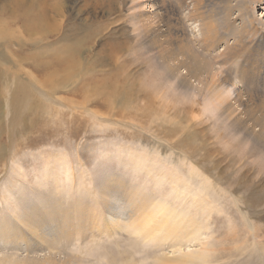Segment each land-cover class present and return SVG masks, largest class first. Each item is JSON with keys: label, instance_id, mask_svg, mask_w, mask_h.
Listing matches in <instances>:
<instances>
[{"label": "rangeland", "instance_id": "374dc122", "mask_svg": "<svg viewBox=\"0 0 264 264\" xmlns=\"http://www.w3.org/2000/svg\"><path fill=\"white\" fill-rule=\"evenodd\" d=\"M2 1L6 8L0 17L13 9L8 0H0V6ZM49 1L64 10L65 22L57 35L45 38L53 49L43 59L64 54L71 62L66 70L74 74L85 67L91 74L62 87L46 78L45 68L22 64L24 79L35 89H47L50 99L35 94L47 107L12 118L4 93L2 108L8 114L0 110V218L14 215L10 193L18 180L28 198L43 194L38 203L52 192L64 206L81 199L92 216L97 214L98 226L56 243L57 257L74 255L77 264H156L158 257L186 254L198 257L195 264H264V147L257 126L246 132V124L259 116L255 105L228 117V111L196 91L186 95L160 79L162 47H167L160 45L162 37L130 17L138 11L149 14L153 0ZM263 8L256 4L254 15L262 18ZM81 22L106 29L95 35V29L80 30ZM39 30L34 34L44 38ZM2 36L9 49L17 48L7 33ZM27 41L25 50L33 56L43 51L38 39ZM229 62L218 58L217 66L225 70ZM97 84L110 85L114 92L107 98L81 95L84 87ZM163 111L173 119L163 126L151 123V114ZM106 183L120 185L119 193L106 198L101 192ZM127 196L148 198L143 212L151 211L157 220L185 229L189 219L195 223L186 229L190 238L175 243V237L144 236ZM37 253L23 243L20 249L0 243V260H31Z\"/></svg>", "mask_w": 264, "mask_h": 264}, {"label": "bare ground", "instance_id": "6f19581e", "mask_svg": "<svg viewBox=\"0 0 264 264\" xmlns=\"http://www.w3.org/2000/svg\"><path fill=\"white\" fill-rule=\"evenodd\" d=\"M8 1L7 4L13 9L8 15L3 12V16L0 17V110L8 114L7 108H2L4 93H8L11 100H8L7 107L12 118H17L25 114L26 110L31 113L35 107L43 105L47 107L46 104L36 101L35 94H39L41 99H50L49 91L42 88V85L40 89H35L28 77L25 78L29 82L24 79L22 64L30 65L34 70L39 67L45 68L46 78L51 79L50 82L54 79L58 80L57 86L63 84L62 87H67L64 83L72 78L77 81L84 79L91 74V69L81 65L82 69L73 74L66 70L70 60L64 54L55 57L52 61L43 59L44 55L53 49L52 42L45 38H50L53 34L57 35L63 30L65 15L58 3L49 0ZM256 4L264 6V0H153L150 5L153 10L149 14L138 11L132 12L130 17L141 22L146 32L153 31L158 38L162 37L159 39L160 45L165 44L167 47V49L162 47L163 53L160 52L163 68L160 69L159 76L162 81L174 84L175 89L186 95L194 94L189 91H196L203 99H208L209 103L215 102L221 110L228 111V117L240 108L243 113L249 105L254 104L259 116L251 124H246V132L253 133L251 130L257 126L264 147V15L262 18L254 15ZM135 6L132 5L131 8ZM4 8L6 7L2 1L0 10L3 11ZM79 26H81L80 30L85 28V31L92 28L84 22L79 23ZM97 26L92 28L95 29V35L106 29V27L101 29L102 25ZM187 27L191 31H188ZM38 28L44 34V38L34 34V30ZM5 33L14 40L16 49H9L2 36ZM191 36L194 39H191ZM26 39H38L43 51L33 56L25 50L31 43V41L26 42ZM218 58L231 62L227 69L222 70L217 66ZM2 66L7 70L3 71ZM234 75L238 78L233 77ZM237 82L238 86L235 87ZM99 85L90 89L84 87L82 93H79L87 99L89 95L96 94L107 98L109 93L114 92L110 85L105 87L101 84L102 88H99ZM54 88V91L50 90L52 97L54 96L52 91H56V87ZM131 102L132 99H129V103ZM119 104L123 105L122 102ZM127 107L126 105L124 109ZM92 114L94 118L99 119L97 114ZM170 119L173 118L165 111L161 114L160 112L151 114V123H158L159 126L170 122ZM12 149L13 147L11 151ZM119 186L114 183L107 184L104 189L101 187V192L106 198H111L119 193ZM24 187L26 186L18 180H14L12 188L10 187L12 197L10 201L14 215L4 214L0 218V243L15 249H20L23 243L31 252H45L42 256L37 253L31 260L24 258L19 262L13 261L15 257L8 256L1 259L0 264H77L78 258L74 255L64 254L63 257H57L61 252L56 248V243L70 240L76 233L82 235L85 230L98 226L97 214L95 213L93 217L90 210L85 209L81 199H71L68 205L64 206L61 198L56 197L52 192L46 197L47 199L38 203L43 194L37 193L28 198ZM104 198L102 197L103 200ZM145 198L134 201L130 196L128 198L131 201V208L137 213L135 224L142 230L144 236H151L152 239L156 236L161 239L164 235L175 237V243L179 238H190V232L186 229L190 226L194 227L195 223L186 220L184 229L182 225L174 223L175 221L173 225L168 220H157L155 214L150 213L151 211L143 212L149 202L148 198ZM104 228L109 227L105 225ZM177 228L179 231L176 230ZM175 230L179 232L178 235L174 234ZM187 255L178 256L179 258L158 257L156 264H195L198 257Z\"/></svg>", "mask_w": 264, "mask_h": 264}, {"label": "snow or ice", "instance_id": "6c2138e0", "mask_svg": "<svg viewBox=\"0 0 264 264\" xmlns=\"http://www.w3.org/2000/svg\"><path fill=\"white\" fill-rule=\"evenodd\" d=\"M21 220H23V217H21Z\"/></svg>", "mask_w": 264, "mask_h": 264}]
</instances>
